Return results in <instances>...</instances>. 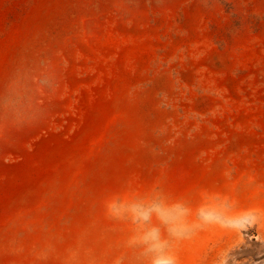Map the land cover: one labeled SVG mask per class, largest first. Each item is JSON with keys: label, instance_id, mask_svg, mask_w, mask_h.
<instances>
[{"label": "rangeland", "instance_id": "374dc122", "mask_svg": "<svg viewBox=\"0 0 264 264\" xmlns=\"http://www.w3.org/2000/svg\"><path fill=\"white\" fill-rule=\"evenodd\" d=\"M158 179L244 224L181 264H264V0H0V264H134L104 201Z\"/></svg>", "mask_w": 264, "mask_h": 264}, {"label": "clouds", "instance_id": "9594fccd", "mask_svg": "<svg viewBox=\"0 0 264 264\" xmlns=\"http://www.w3.org/2000/svg\"><path fill=\"white\" fill-rule=\"evenodd\" d=\"M103 211L109 220L127 226L125 248L134 264H181L178 246L198 230L211 224L244 227L225 216L219 204L195 208L188 196L172 192L163 179L142 189L124 187L110 193ZM123 261L120 257L116 264ZM215 264H228V253L218 254Z\"/></svg>", "mask_w": 264, "mask_h": 264}]
</instances>
